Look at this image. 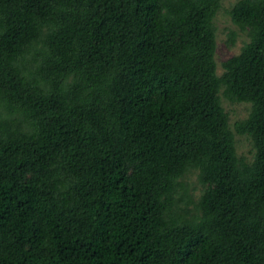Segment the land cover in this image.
<instances>
[{"label": "trees", "instance_id": "obj_1", "mask_svg": "<svg viewBox=\"0 0 264 264\" xmlns=\"http://www.w3.org/2000/svg\"><path fill=\"white\" fill-rule=\"evenodd\" d=\"M220 2L0 0V264H264V0L217 75Z\"/></svg>", "mask_w": 264, "mask_h": 264}, {"label": "rangeland", "instance_id": "obj_2", "mask_svg": "<svg viewBox=\"0 0 264 264\" xmlns=\"http://www.w3.org/2000/svg\"><path fill=\"white\" fill-rule=\"evenodd\" d=\"M234 2L235 0H221L220 8L213 19L216 39L214 59L216 62L217 75H220L222 72V61L238 54L244 42L248 41L247 33L240 31L230 19L229 10ZM231 33H234L235 40L233 44L229 45L228 39ZM219 93L221 104L228 114L229 128L234 132L236 153L238 157H243L246 161H250L253 158L254 153L251 139L246 135L236 134L234 131L235 122L244 119L247 116L249 104L231 102L225 99L221 92ZM185 182L188 186V195L193 200H197L201 191V186L197 182L196 174H191ZM191 206L192 204L189 205V207Z\"/></svg>", "mask_w": 264, "mask_h": 264}]
</instances>
